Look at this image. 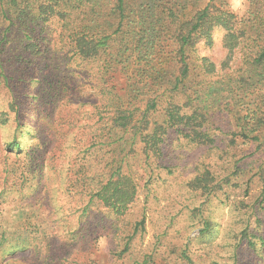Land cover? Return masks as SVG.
I'll return each instance as SVG.
<instances>
[{"label": "rangeland", "instance_id": "374dc122", "mask_svg": "<svg viewBox=\"0 0 264 264\" xmlns=\"http://www.w3.org/2000/svg\"><path fill=\"white\" fill-rule=\"evenodd\" d=\"M215 3L231 11L230 0ZM253 9L246 0L235 14ZM73 24L53 17L33 41L0 47V264H264V133L246 142L218 113L216 148L172 137L165 157L147 163L130 141L105 144L122 130L114 111L126 78L72 58ZM224 36L216 29L199 48L219 76L241 58L229 61ZM121 160L138 191L119 217L88 193Z\"/></svg>", "mask_w": 264, "mask_h": 264}, {"label": "trees", "instance_id": "16d2710c", "mask_svg": "<svg viewBox=\"0 0 264 264\" xmlns=\"http://www.w3.org/2000/svg\"><path fill=\"white\" fill-rule=\"evenodd\" d=\"M216 1L0 0V47L20 37L33 41L37 27L53 17L67 26L73 19L72 58L96 65L106 77L121 71L126 78L125 95L114 111L121 115L115 128L122 130L106 135L104 143L126 146L130 141L133 151L139 146L145 152L147 163L165 157L172 137L216 148L218 113L234 123V136L258 142L264 133V0H254L247 18ZM216 29L225 31L228 60L241 57L237 69L221 76L215 63L199 53L202 42L212 45ZM145 97L140 125L132 127L129 138L133 108ZM125 166L121 160L98 190L89 191V204L97 199L119 217L127 213L138 186Z\"/></svg>", "mask_w": 264, "mask_h": 264}, {"label": "clouds", "instance_id": "9594fccd", "mask_svg": "<svg viewBox=\"0 0 264 264\" xmlns=\"http://www.w3.org/2000/svg\"><path fill=\"white\" fill-rule=\"evenodd\" d=\"M230 8L234 13L243 15L246 11V0H230Z\"/></svg>", "mask_w": 264, "mask_h": 264}]
</instances>
